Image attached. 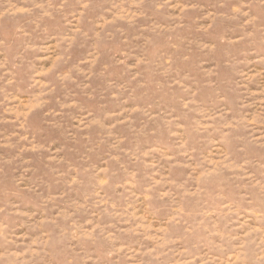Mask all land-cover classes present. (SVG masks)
Returning a JSON list of instances; mask_svg holds the SVG:
<instances>
[{"label":"rangeland","instance_id":"1","mask_svg":"<svg viewBox=\"0 0 264 264\" xmlns=\"http://www.w3.org/2000/svg\"><path fill=\"white\" fill-rule=\"evenodd\" d=\"M0 264H264V0H0Z\"/></svg>","mask_w":264,"mask_h":264}]
</instances>
